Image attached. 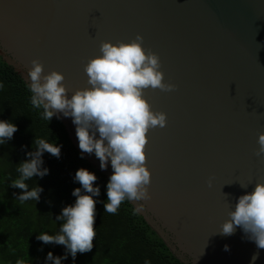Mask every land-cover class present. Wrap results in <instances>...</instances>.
Returning a JSON list of instances; mask_svg holds the SVG:
<instances>
[{
  "label": "water",
  "instance_id": "95a60500",
  "mask_svg": "<svg viewBox=\"0 0 264 264\" xmlns=\"http://www.w3.org/2000/svg\"><path fill=\"white\" fill-rule=\"evenodd\" d=\"M137 34L177 86L145 92L168 122L148 133L151 199L139 213L185 264H253L256 252L254 264H264V249L242 228L218 233L238 198L264 182L255 155L264 132V0H0V55L29 84L34 59L45 74L63 73L69 98L89 87L84 66L101 42ZM57 118L80 150L73 118ZM83 156L101 170L95 153ZM101 171L111 177L110 160Z\"/></svg>",
  "mask_w": 264,
  "mask_h": 264
},
{
  "label": "clouds",
  "instance_id": "9594fccd",
  "mask_svg": "<svg viewBox=\"0 0 264 264\" xmlns=\"http://www.w3.org/2000/svg\"><path fill=\"white\" fill-rule=\"evenodd\" d=\"M143 41L144 37L137 34L130 43L101 42V54L89 59L84 66L89 87L76 89L70 98L63 73L53 70L45 74L44 65L38 59L31 62L32 68L28 70L33 94L31 103L36 108H43V118L51 121L61 113L64 117H72L82 158L85 153H95L101 170L107 169L110 160L113 174L107 184L108 199L104 208L111 214H115L125 200L135 202V211L141 212L146 208V204L141 202L151 199L152 173L147 166L148 133L157 127H166L168 121L167 113L153 111L145 92L148 89L172 92L177 87L165 82L159 55L146 50ZM17 131L14 123L0 120V144L11 140ZM257 143L259 147L255 155L264 158V132L259 133ZM34 147L37 150L27 153L30 159L18 168L21 177L11 184V187L23 190L17 197L21 202L30 199L39 201L43 188L38 186L29 191L25 181L47 175L49 170L42 168L43 153L47 151L59 158L62 146L36 138ZM97 179L89 170L79 169L75 180L82 185L85 194H82L81 188L73 191L72 195L77 199L58 217L64 220L59 234L42 233L37 236L45 244L66 246L67 252L63 257L48 253L47 260L54 261V264H62L68 253L75 259L77 253L93 249L97 204L93 197L100 195V188L94 187ZM208 185L212 186L211 179ZM228 215L229 219L221 225L219 234L231 236L239 227L258 249H264V182H256L253 191L241 195ZM225 250H229V246L225 245ZM258 258L259 252H256L252 257L253 264ZM17 264H24V261H17Z\"/></svg>",
  "mask_w": 264,
  "mask_h": 264
},
{
  "label": "trees",
  "instance_id": "16d2710c",
  "mask_svg": "<svg viewBox=\"0 0 264 264\" xmlns=\"http://www.w3.org/2000/svg\"><path fill=\"white\" fill-rule=\"evenodd\" d=\"M0 120L18 127L13 138L0 144V264H54L47 260L65 256V245L45 244L37 239L42 233L56 235L64 220L58 219L65 207L74 205L72 193L82 185L75 180L76 172L87 169L97 176L94 187L100 188L96 201L94 247L90 252L70 253L62 264H185L150 226L144 216L135 211L131 201L125 200L115 214L105 212L109 179L74 145L63 122L54 116L43 118V108L31 103L30 84L0 55ZM61 147L59 158L45 151L42 168L48 174L25 181L28 190L43 188L39 201L17 199L22 189L13 188V181L21 177L20 164L29 160L27 153L36 151L35 139Z\"/></svg>",
  "mask_w": 264,
  "mask_h": 264
}]
</instances>
